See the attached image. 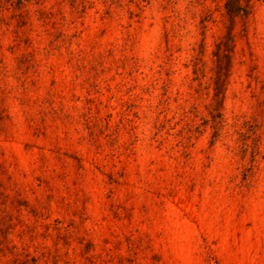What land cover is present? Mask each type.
<instances>
[{
    "label": "rangeland",
    "instance_id": "rangeland-1",
    "mask_svg": "<svg viewBox=\"0 0 264 264\" xmlns=\"http://www.w3.org/2000/svg\"><path fill=\"white\" fill-rule=\"evenodd\" d=\"M249 4L216 92L224 0H0V264H264Z\"/></svg>",
    "mask_w": 264,
    "mask_h": 264
},
{
    "label": "trees",
    "instance_id": "trees-1",
    "mask_svg": "<svg viewBox=\"0 0 264 264\" xmlns=\"http://www.w3.org/2000/svg\"><path fill=\"white\" fill-rule=\"evenodd\" d=\"M249 8V0H224L225 15L228 19L227 32L216 43L215 50L213 51L217 65L215 76L213 78L216 92L219 91L218 89H221L229 66L231 44L233 41L232 26L237 17L247 15Z\"/></svg>",
    "mask_w": 264,
    "mask_h": 264
}]
</instances>
